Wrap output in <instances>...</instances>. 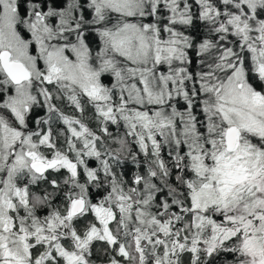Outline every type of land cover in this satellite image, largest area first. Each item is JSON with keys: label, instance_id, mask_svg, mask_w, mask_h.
<instances>
[{"label": "snow or ice", "instance_id": "6c2138e0", "mask_svg": "<svg viewBox=\"0 0 264 264\" xmlns=\"http://www.w3.org/2000/svg\"><path fill=\"white\" fill-rule=\"evenodd\" d=\"M0 264H264V0H0Z\"/></svg>", "mask_w": 264, "mask_h": 264}]
</instances>
